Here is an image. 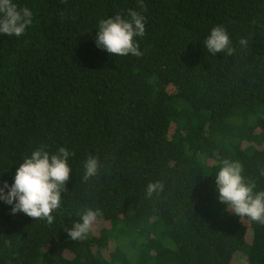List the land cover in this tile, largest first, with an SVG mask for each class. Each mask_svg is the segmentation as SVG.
Listing matches in <instances>:
<instances>
[{"label":"trees","instance_id":"obj_1","mask_svg":"<svg viewBox=\"0 0 264 264\" xmlns=\"http://www.w3.org/2000/svg\"><path fill=\"white\" fill-rule=\"evenodd\" d=\"M140 2L14 0L32 24L0 35V185L41 146L73 155L52 223L0 200V264H264V225L215 186L230 159L264 190V0ZM129 9L144 17L143 55H110L99 22ZM217 25L232 56L204 47ZM89 155L102 167L85 182ZM86 208L102 215L71 240Z\"/></svg>","mask_w":264,"mask_h":264},{"label":"clouds","instance_id":"obj_2","mask_svg":"<svg viewBox=\"0 0 264 264\" xmlns=\"http://www.w3.org/2000/svg\"><path fill=\"white\" fill-rule=\"evenodd\" d=\"M140 7L145 8L143 0ZM32 24V12L29 8H20L14 0H0V35H24ZM145 34L144 17L138 11L128 10V18L117 14L115 17L102 19L99 22L95 42L97 47L106 50L110 55L140 57L136 37ZM248 41L240 39L239 45L247 47ZM208 53L216 55L224 53L232 56L235 48L226 28L214 26L204 41ZM73 155L65 147L50 154L43 146L32 151L31 155L16 169L14 182L9 185L4 181L0 185V200L11 205L12 214L22 212L37 219H46L52 223V213L61 206L62 193L67 191L66 183L72 169L68 164L69 156ZM83 181L99 175L102 164L98 156L89 155L84 162ZM264 175V169H261ZM215 186L218 200L227 206V210L240 218L264 225V190L256 191V183L247 180L243 175V166L239 161L223 159L215 175ZM160 181L150 182L146 186V196L151 198L154 193L163 191ZM102 215L100 209L86 208L80 220L67 228L71 240H82L92 231L97 218Z\"/></svg>","mask_w":264,"mask_h":264}]
</instances>
